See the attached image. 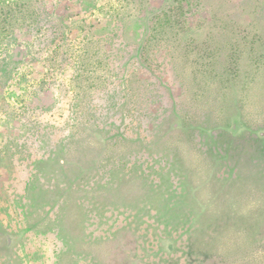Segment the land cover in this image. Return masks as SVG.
Returning a JSON list of instances; mask_svg holds the SVG:
<instances>
[{
	"label": "rangeland",
	"instance_id": "rangeland-1",
	"mask_svg": "<svg viewBox=\"0 0 264 264\" xmlns=\"http://www.w3.org/2000/svg\"><path fill=\"white\" fill-rule=\"evenodd\" d=\"M0 264H264V0H0Z\"/></svg>",
	"mask_w": 264,
	"mask_h": 264
}]
</instances>
